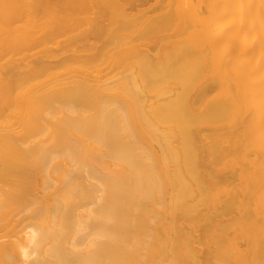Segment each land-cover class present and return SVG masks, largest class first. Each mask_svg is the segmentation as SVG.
Here are the masks:
<instances>
[{
    "label": "bare ground",
    "instance_id": "1",
    "mask_svg": "<svg viewBox=\"0 0 264 264\" xmlns=\"http://www.w3.org/2000/svg\"><path fill=\"white\" fill-rule=\"evenodd\" d=\"M0 264H264V0H0Z\"/></svg>",
    "mask_w": 264,
    "mask_h": 264
}]
</instances>
